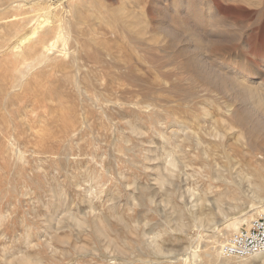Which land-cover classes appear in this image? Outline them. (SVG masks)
Wrapping results in <instances>:
<instances>
[{
  "label": "rangeland",
  "instance_id": "374dc122",
  "mask_svg": "<svg viewBox=\"0 0 264 264\" xmlns=\"http://www.w3.org/2000/svg\"><path fill=\"white\" fill-rule=\"evenodd\" d=\"M121 2L119 0H101V2L100 0H18L19 6L6 10V13H1L0 11V41L4 42L2 56L0 55V74L1 76L4 75L2 82L3 92L7 94L4 99L7 100L8 97H14L15 102L25 108L23 117L33 123V131L48 127L47 123H50V129L54 131L52 128L61 124V119L64 116L69 117L58 109V105L61 103L74 107L75 112L70 117L73 116L75 120L85 112L90 118L89 125L86 124L85 129L88 132L89 130L92 131V133L83 135V139L87 141L81 143V148H77L76 145L79 140L77 135L79 129L70 133L75 134L72 136L71 142L73 150L68 154V157L72 161L73 159L77 161L86 159L89 161L87 164L84 162L79 165L83 167L76 171L78 173L76 183H72L70 178L67 177L68 174L62 171L65 164L59 167L54 165L48 171L50 174L54 173L53 175L48 174L47 179H49L51 188H54L55 195L58 196L57 193L61 195L64 192L67 198H63L65 203L62 207H59L60 209L55 205V207L50 206L49 199L53 197L45 196L44 190L47 188L44 182L45 179L40 175H34L32 166L36 163L28 159L27 156L30 153H25L27 158L19 161L23 172L33 176L25 181L29 188V195L26 196V199L31 201L40 197L42 200L33 203L38 212L34 220L29 216L27 207L23 204L16 213L19 221L16 220L13 225H5V228H1L0 251H5V257L8 256L7 258L9 259L16 254L27 251L33 255L40 256L48 264H54L48 261V252L43 246L31 249L27 239H30L35 244L43 242V239L50 240L49 236H52V234L48 235L49 233L46 234V231L51 233L52 228L49 226L62 217L61 226L64 230L59 228L57 230L58 238H51L50 240L53 248L59 252L62 250L61 253L66 252L64 263L61 264H102L105 258L103 256L104 243L91 228L88 227L89 229L84 233L85 229L76 225L71 220L73 219L71 216L83 217V213L88 212L91 207H93L94 211H99V213L101 211L107 215L110 211L108 206L112 202L110 201L111 198L120 197L119 199L123 203L121 206H126L134 202L133 197L136 194L135 197L143 199L141 202L144 204L140 206V202L139 205L134 207L132 215L130 214V216L123 218V221L111 220L110 225H106L111 234L110 236L116 238L125 248L128 247L130 249L131 253L125 259L126 261L118 259L120 264H184L182 259L188 255L191 245V248L196 247L198 254L202 256L205 247L214 239L222 241L221 244L225 241L227 237L225 238L224 233L226 229L230 230L229 225L235 217L242 213H247L246 215L248 216L252 214L250 217L257 216L250 211L251 199L249 196L252 194L249 192V187L243 183L242 177L234 174L231 179L238 185L223 181L212 182L216 186L213 188V193H215L213 196H216L219 192L222 194L221 204L227 210L228 216L223 217L216 209L208 206L207 211L211 212L213 220L205 222L204 225L194 223L191 209L182 202V198H179L181 187L175 189L174 186L170 185L174 192L172 195H164L169 184L167 183L166 187L159 188L154 178L155 172L161 170L160 166V169L155 171V164L160 160L162 163V156H165L162 147L175 145L177 140L184 138L183 134L185 132L192 133L194 140L198 135L201 143L205 145L214 144L218 141L217 138L206 132L218 131L223 133L225 134L224 142L228 154L235 156V147L241 145L238 134L240 131H246L250 125L244 124V121L243 123L241 122L245 115H242L239 103L231 100V94L224 90L222 83L217 82L208 72V69L211 68L219 77L230 78L242 84L255 87L257 90L255 98L264 100V0H148V14H146L144 20H148L149 23L146 22L149 24V28L145 35L140 36L130 32L124 26L123 21L115 16V11L118 10L120 5L129 11L131 9L134 13H140L141 11L137 5L139 6L142 0L134 1L133 3ZM3 4L1 0L0 7ZM74 6L85 17L84 21L79 22L83 23L84 26L79 23L76 25V28L80 30L79 34L73 33L75 36L77 35L79 44L73 43L71 38L67 42L59 41L56 43L52 53L49 54V57L41 61H35L31 57L32 55H25L24 57V53H22L23 55L21 54L22 45L23 49L27 45H33L32 42L34 43L35 39L19 45L18 39L20 36L29 34L33 27L46 17H49L50 25H58L62 22V26L65 28L63 33H68V23L65 19L68 18L69 22L72 21L71 23L78 21L76 15L72 14ZM66 14L68 15L66 16ZM2 16H8V19L6 18L7 21L18 22L22 25V29L16 36L6 35L7 30L1 24ZM166 26L169 27L166 28ZM162 28L163 32L161 31ZM191 34H197L206 42L204 50H194L195 52L191 49L189 51L186 50L190 46L189 43H192L190 41ZM90 36L96 39V43L88 40ZM175 50H177L176 53ZM54 51L58 53H54ZM187 59L192 60V62L189 63ZM120 82L122 85H120ZM115 102L119 104L116 105ZM136 102L139 103V106L149 105V111H144L134 106ZM229 107H231L230 111L228 110ZM233 111H237V115L233 114ZM123 113L127 117H124ZM221 121L224 123H221ZM161 123L163 126H160ZM77 124L81 126L79 123ZM131 125L136 128L140 126L141 129L139 127L137 129L141 134L132 133ZM229 125L234 126L233 130L226 129ZM173 130L175 131L173 132ZM5 133L6 136L13 135L11 131ZM17 134L21 147L26 139L23 133ZM54 135H57V132L54 131ZM172 136L174 137L172 138ZM151 139L154 140L152 141ZM163 140L168 142L165 141V143ZM156 141H158V145ZM153 142L155 143L153 144ZM258 142L264 145V139L261 138ZM191 144L187 143V145ZM132 145H135L134 149H132ZM149 146L156 148V151L152 153L154 156L152 160L145 159L143 156V151H146ZM244 150L251 149L244 144ZM160 151V156H158ZM91 157L94 158L96 164H94L95 162ZM217 159L220 163L225 162L223 158L219 157ZM99 162L104 163L103 170L100 169ZM192 163L195 167H199L201 164L198 158L192 160ZM45 166L48 169L46 164ZM225 176L228 175L226 174ZM194 178L190 180L191 183L196 180L203 189L208 187L209 179L198 176H194ZM254 178L257 179L256 176H253L252 179ZM125 185L127 186L125 187ZM18 186L20 187V185ZM7 189V185L0 183V191L4 190L6 192ZM236 191L239 193L238 198L233 200L232 196ZM130 195L133 197H129ZM261 195L264 198V190ZM86 197H89L91 201L93 200L89 203L90 205L84 201ZM56 198L54 199L57 201ZM130 198L132 201L129 202ZM10 200L15 201V198L12 197ZM171 204L176 208H173ZM164 205L167 207L164 208ZM174 210L177 213H172ZM54 211L56 215L52 218L51 214ZM67 212H71L69 213L70 216ZM78 212L83 213L79 214ZM44 214H48L49 217H45ZM171 214L173 215L171 216ZM48 218H50L52 224L50 221L48 222ZM144 220L145 222H143ZM44 221L51 225L45 224ZM175 221L178 224L183 223L184 228L177 227ZM21 222L26 224L27 228L23 227ZM124 222L132 227V235L127 230L126 225L124 226ZM246 224L244 223L241 227ZM144 230L148 231L147 234L150 237ZM141 231L145 233L146 237L142 236ZM233 231L235 230L227 232L228 237ZM25 233L28 234L27 241H24ZM155 233L157 236H155ZM10 236H12V239ZM16 238L18 239L16 240ZM154 238H157L156 241L162 246L161 249L166 251L164 254L158 255L149 247L150 239L153 240ZM122 239L125 240V244ZM72 245L74 246L72 247ZM75 246L86 247L85 249L77 248V250L74 249ZM118 257L122 258L123 256L119 254ZM174 258L175 260L173 261ZM238 260L242 259H228L223 264H239ZM250 263L252 264V261L248 259L244 264ZM0 264L6 263L5 261H0ZM201 264L215 263L208 261Z\"/></svg>",
  "mask_w": 264,
  "mask_h": 264
},
{
  "label": "bare ground",
  "instance_id": "6f19581e",
  "mask_svg": "<svg viewBox=\"0 0 264 264\" xmlns=\"http://www.w3.org/2000/svg\"><path fill=\"white\" fill-rule=\"evenodd\" d=\"M2 1H3L4 4H3L2 7H0L1 13H4V12L6 13L7 12L6 10L13 9L16 6H19L18 5V0H2ZM104 1H107V0H104ZM119 1L120 2L121 1H127L128 3H133L134 1L137 2L138 0H119ZM100 2H101V0H100ZM147 3H148V0H142V2L140 3V5L139 6L137 5L138 9L141 11L140 13H136V12L134 13L131 9L129 11L126 8H124L123 6H120V5L118 6V4H119L118 3L117 4L118 10L115 11V13H116L115 16L117 18H119L120 20L123 21L124 26H126L130 30V32L135 33V34H137L139 36L140 35H145L147 33L148 28H149V24H148L149 22H148V20H146L148 23L144 20L146 14H148ZM131 5H133V4H131ZM75 8H76V6H74V10L72 11V14L73 15H76L78 21H76L75 23H71L72 21L69 22L70 20L68 18L65 19V21L68 23L67 24L68 31H69L68 33H66V32L63 33V30L65 28H63V26H62V22L59 23L58 25H52V24L50 25L51 21L49 20V17H46L44 20H41V21L39 20L40 22H38L37 25L33 27V29L31 30V32L29 34H27V35L24 34L23 36H20V38L18 39L19 45H22L23 43H26V42H28L31 39H35L34 43L32 42L33 45H27L24 49H23V45H22V50L20 51L21 54L24 53V57H25V55H30V56L32 55L31 57L35 61H38V60L41 61V60H46V58L49 57V54L52 53L53 49L55 48L56 43L59 42V41H64V42L66 41L67 42L68 39L71 38V41L73 43L79 44V40L77 38V35L75 36L73 33L79 34L80 30L76 28V25L80 21H84L85 20V17L82 14L79 13V11H78L77 8L76 9ZM93 9H94V7H93ZM135 10H137V9H135ZM67 15L68 14H66V16ZM7 17L8 16H2L1 17V20H2V23L1 24H2L3 28H6V30H7L6 35L7 36H11V35H15L16 36L17 33L22 29V25L20 23H18V22L7 21L6 20ZM60 18H62V17H60ZM10 19H12V18H10ZM79 24L83 25V23H79ZM167 27H169V26H166V28ZM76 30H78V31H76ZM161 31L162 32L164 31L163 28H162ZM88 32L90 33V31H88ZM120 35H121V33H120ZM94 36H96V35H94ZM83 37H85V36H83ZM88 40L90 42H92V43H96V39L94 37H91L90 36L88 38ZM111 41H112V39H111ZM190 41L192 43L191 44L189 43L190 46L188 45L189 47L186 48V50H188V51L190 49L193 50V51L194 50L201 51V50H204L206 48V42H204V40L201 39L197 34L196 35L195 34H191L190 35ZM3 44H4V42L0 41V55L2 53ZM61 44H62V42H61ZM170 44H171V42H170ZM208 48H209V46H208ZM176 51L177 50H175V53H176ZM207 51H209V50H207ZM55 52H57V51H54V53ZM202 56H204V55H202ZM188 62L190 63V62H192V60H188ZM186 64H187V62H186ZM201 66H202V64H201ZM203 70H205V69H203ZM116 71H118V70H116ZM208 72L213 76V78H215V80L217 82L222 83V86H223L224 90H226L227 92H229L231 94V97H230L231 100L232 101H236V102L239 103L238 105H240V107H241V113H242V115L243 114L245 115V116H243V118L241 116V118L243 119V120L241 119V122L243 123V121H244V124L247 123V124L250 125V126L247 127V130L246 131H244V132L240 131V133L238 134L239 140L241 142V145L235 147V149H236L235 156H238V157H235L232 154H228V151L226 150L225 142H224L225 141V139H224L225 138V134H223V133H220L218 131L206 132L209 135H213V137L214 138H217L218 141H217V143H214V144H209L208 145L206 143L207 145H205V144L201 143V141L199 140L200 138H199L198 135L196 136V138L194 140L192 133H186L185 132V134H183L184 135V138L182 140H177L176 143H175V145H168V147H164V146L162 147L163 148L162 151L164 152L165 156L164 157L162 156V159H163L162 163L160 162L161 161L160 160L159 162H157L155 164V171H158L160 169V166H161V170H159V172H155L156 174H155V178H154V181L157 184V187H159V188H162L167 183L169 184V187L167 186V189H166L164 195H172V193L174 192V190L172 188H170V185L174 186L175 189L181 187L180 188V193H179V198L180 199L182 198L183 199L182 202L184 204H187L188 205V208L191 209V216L193 218V221H194V223L199 224V225H204L205 222L207 223L208 221H210V220L212 221L213 220V218L211 217V212L207 211V207L208 206H211L213 209H216V211L219 214H221L223 217H227L228 216L227 210H225L222 207V204H221V200L223 199V198L221 199L222 194L219 192V193H217L216 196H213V194H215V193H213V188L216 187V186H214L215 184H213L212 182H218V181L221 182V181H223V182L229 183V184H232V183H235L236 184V182H234L231 179V177H232L233 174L236 175V176L242 177L243 178V181H244L243 183L247 184L246 186L249 187V192H250V194H252L251 196H249L250 199H251V201H250L251 205L249 206L250 207V211H252L253 214H256L258 216L264 210V198L261 195L262 191L264 190V175H263V173H264V145H263V143L261 144V143L258 142V140H260L261 138L264 139V100L263 99H260V98H255V96H257L256 95L257 90H256L255 87L250 86V85H247V84H244V83L242 84V83H240V82H238L236 80H231L230 78L229 79L228 78L225 79V78L219 77V76H217V74L215 73V71L213 72V70H211V68L208 69ZM27 75H28V73H27ZM202 78H204V77H202ZM3 79H4V75L1 76V74H0V173H1L0 175L2 177L0 179V183L2 185H4V184L7 185L8 186V189L6 190V192L4 190L0 191V230H1V228H5V225H13L14 223H16V220L19 221L16 213H17L18 209L20 208V206L23 205V204L25 205V207H27L29 216H31L33 218V220H34V218L37 216V213L38 212L36 211V208L33 205V203L36 202V201L42 200L40 197H37L36 199L31 200V201H29V200L26 199V196L29 195V193H28L29 192V188L25 184V181L28 180V179H31L33 176L27 175L26 173L23 172L19 161L20 160H25L27 157H28V159H30L32 161H35L36 164H34V166H32V168L34 169V175H40V176H42L45 179L44 182L46 183L45 186L47 187L46 190H44L45 191V196H48L49 198L50 197H53V198H50L49 199L50 202L48 201L49 204H50V206H54L55 205V206H58V208L59 207H62L64 205V203H65L64 200H63V198L64 197L66 198V196H65L64 192L61 195H60V193H57V195L59 197L55 195L56 192H55L54 188H51V186L49 185V179H47V175L50 174L48 171L54 165H55V167H59L60 165L65 164L64 167H63V169H62V171L64 173H67L68 174L67 177L70 178V180H71L72 183H76V176L78 175V173H76V171H77V169H79V168L82 169V167H83V166L81 167L79 165L83 164L84 162H86V164H87L89 161H87L86 159H79V161L73 159V161H72L70 159V157H68V154H70L72 152V150H73V145L71 144V142H72V136L75 134V133H73V134H70V133H72L74 131H77L79 129V132L77 133V135L79 136L78 143L76 144L77 145V148H81V145H82L81 143L87 141V140H84L83 139L84 138L83 135L92 133L91 130H89V132H88V130L86 131V129H85V125L89 123V119H90L89 116L84 112V113H82L80 115V117L78 119L75 120V119H73V116L70 117V115H73L74 112H75L74 107H72L70 105H63L62 103L58 105V107H59L58 109L61 110L62 113L64 112L65 114H67L66 116H69V117H65L64 116L61 119V124H58L57 126H55V128L54 127L52 128L55 132H57V135H54V131H51L50 126H49L50 123H47L48 124V127H46V128L45 127H42V129H40L38 131L37 130H34L33 131V123L29 122L27 119H25L23 117V113H25V108L24 107H21L17 102H15V100L13 99L14 97H8L7 100L4 99V96L7 95V94L5 92H3V90H4L3 89V83H2L3 82ZM11 79H12V77H11ZM207 79H206V81L209 82ZM213 84H215V83H213ZM254 84H252V85H254ZM120 85H122V83ZM257 85H258V83H257ZM52 86H53V84H52ZM127 88H128V86H127ZM101 89H103V88H101ZM260 89H262V88H260ZM68 92H70V91H68ZM87 95L89 96V94H87ZM55 96H56V94H55ZM137 96H138V94H137ZM227 97H229V96H227ZM58 99H57V101H58ZM212 102H210V103H212ZM115 104L117 105L119 103H116L115 102ZM134 106H137L138 108H141L144 111H149L148 110L149 105H147V104L144 105V106H139V103L136 102L134 104ZM199 107H202V106H199ZM230 108L231 107H229V109H228L229 111H230ZM229 111H228V113H229ZM106 114H108V113H106ZM233 114L237 115V111H233ZM123 115H124V117H127V116H125L126 114L123 113ZM213 118H214V116H213ZM191 119L193 120V118H191ZM38 121H40V120H38ZM190 122H192V121H190ZM77 123H79L81 126H79ZM221 123H224V122L221 121ZM168 124H170V123H168ZM34 125H36V124H34ZM88 125H87V127L90 128V126H88ZM136 125H139V124H136ZM174 125H175V123H174ZM160 126H163L162 123L160 124ZM186 126H188V125H186ZM138 127L140 128V126H138ZM233 127L234 126L229 125V126L226 127V129H228V130L231 131V130H233ZM137 128L135 126H132L131 127V132L134 133V134H136V135H139L141 133L139 132V130ZM221 128H220V130H221ZM123 129H122V131H123ZM10 131L13 133V135L12 136L11 135L10 136H6V133L5 132H10ZM174 131L175 130H173V132ZM212 132H214V133H212ZM17 133H23V135H24V137L26 139L25 143L21 147H20V144L21 143H20V140L18 138V134ZM15 136H17V137H15ZM173 137L174 136H172V138ZM179 137H181V136H179ZM128 140H130V139H128ZM157 142L158 141H156V144L158 145ZM166 142H168V141H166ZM154 143L155 142H153V144ZM187 143H192V144L191 145H187ZM153 144H151V145H153ZM244 144L248 145L249 149H251V150H244ZM159 146H160V144H159ZM186 146H187V148H186ZM134 147H135V145H132V149H134ZM151 147H153V146H149V148H147L146 151H143V156H144L145 159H148V160L149 159L150 160L153 159L154 156H153L152 153L154 151H156V148L154 149V148H151ZM27 152H29L30 154L26 157L25 153H27ZM159 153H161V151L158 152V154ZM78 155L81 156L80 153H78ZM158 156H160V154ZM124 157H126V156H124ZM219 157L220 158H223V160L225 159V162L224 163H220L218 161V159H217ZM91 158L94 161V158L93 157H91ZM196 158H198L200 160V163L201 164H200L199 167H195L193 165V163H192V160H195ZM100 159H101V157H100ZM94 162H95L94 164H96V161H94ZM45 164L47 165V168L48 169L45 168L46 167ZM66 166H67V168H66ZM84 167H85V165H84ZM99 167H100L101 170H103L104 163L101 162L99 164ZM248 170H250V171L248 172ZM53 174L54 173H51L50 175H53ZM226 174L228 176H225ZM194 176L205 177V178L209 179V181H208V187L205 188V189H203L201 187V185L199 183H197L196 180H195V182L193 180L192 183H191L190 180L195 179ZM253 176H256L257 179H255V178L252 179ZM152 177H153V175H152ZM84 179H86V178H84ZM176 179H178V181H176ZM21 181H24V182H21ZM134 182H136V181H134ZM86 183H87V181H86ZM178 184H179V186H177ZM18 185H20V187ZM128 185H130V184H128ZM136 185L138 186V184H136ZM236 185H238V183ZM126 186L127 185H125V187ZM184 186H186V187L183 188ZM141 187H142V185H141ZM79 188H81V187H79ZM66 192H67V190H66ZM111 192H112V190H111ZM112 193H114V192H112ZM208 194H210V195H208ZM238 194L239 193L237 191L235 193H233L232 199L233 200H236L238 198ZM54 195H55V197H54ZM138 195H140V194H138ZM85 196H84V198H85ZM135 196H136V194H135ZM12 197L15 198V201H11L10 200ZM56 197H58V198H56ZM129 197H133V196L130 195ZM134 197H133V199H134L133 201L134 202L133 203H129L126 206H121L123 203L121 202V199H119L120 197L119 198H114V199L110 197L111 198L110 201H112V202H110L111 204L108 206L110 208V211L108 212L107 215L106 214H103L101 211H100V213H99V211L98 212L97 211H94L93 207L90 206L91 208L88 210V212H86V213H83L82 212L84 214L83 217L77 218L74 215L71 216V218H73L71 220H73V222L76 225H78L79 227H83L85 229L84 230V233L89 228H91L97 234V236H99L100 240H102V242L104 243V248H103L104 255L103 256L105 258L103 259L102 264H120V262L118 261V259H122L123 261H126L125 259H127L130 256V253H131L130 252V249L128 247L125 248L123 246V244L122 245L120 244L121 242L119 243V241L116 238L110 236L111 234L109 233V230L107 229L106 225L109 226L110 223H111V220H113V221H123V218H125L127 216H130V214L132 215V213L134 212V207H136L137 205H139V203L143 200V199H139L138 197H135V198ZM30 198H31V196H30ZM54 198H56L57 201ZM143 198H144V196H143ZM126 199H128V198H126ZM126 199H125V201H126ZM160 199H162V198H160ZM163 199H165V198H163ZM51 200H53V201H51ZM227 200H229V199H227ZM84 201L88 202L87 204L90 205L89 203L92 202L93 200L91 201V199L89 197H86V199ZM130 201H132L131 198H130L129 202ZM28 203H29V205H28ZM56 204H58V205H56ZM81 204H83V203L81 202ZM142 204H143V202L140 203V206ZM172 204H171V206H172ZM44 206H46V205H44ZM101 206H102V204H101ZM142 207H144V206H142ZM165 207H167V206L164 205V208ZM63 208H65V207H63ZM164 208H162V209H164ZM173 208H176V207L174 206ZM83 210H84V208H83ZM170 210L173 211V209H171V208H170ZM231 210H232V208H231ZM79 211H81V210H79ZM95 212H97V213H95ZM69 213H71V212H69ZM82 213H79V214H82ZM172 213H177V211L175 212V210H174V212H172ZM150 214H151V212H150ZM246 214L247 213H242V214H240L239 216H237V217H235L233 219V221L229 225L230 230H227L226 229V231L224 233L225 238L227 237L225 239V241L228 239V235H227L228 233L227 232H231L232 230H235L236 231L244 223H249L255 217H257V216L250 217V215H252V214H249V216L246 215ZM47 215L48 214H44L45 217H49V215L48 216ZM54 215H56L55 214V211L51 214L52 218H54ZM57 215L59 216V214H57ZM172 215L173 214H171V216ZM69 216H70V214H69ZM42 218H44V217H42ZM56 218H58V217H56ZM47 220L49 222L50 221V218H48ZM135 220L138 221V219H136V218H135ZM143 222H145V220ZM47 223L45 222V224H47ZM50 223H51V221H50ZM50 223H48V224L51 225L52 223L51 224ZM74 223H73V226H74ZM21 224L23 225V227H26L27 228V225L26 224H23V222H21ZM61 224H62V217L57 222H55L53 225L49 226V227L52 228V232L51 233L50 232H47L45 230L46 231V234L47 233H49L48 235H51L52 234V236H49L50 237V240H51V238H55V239L58 238V234H57L58 231L57 230H59V228H62V230H64L63 227L61 226ZM125 225L127 227V230L132 235V231H133L132 227H130L129 225H127V223H125L124 226ZM176 226L177 227H182V229L184 228L183 227L184 226L183 223L178 224L176 222ZM144 227H147V226H144ZM44 228L46 229V227H44ZM108 228H110V227H108ZM47 229H49V228H47ZM25 231H26V229H25ZM43 231H40V232H43ZM145 232H146V234L148 233V231H145ZM141 233H142V236L146 237V235H145L144 232L141 231ZM25 234H26V237H25V240L24 241L29 240L27 242H28V244H30L31 249L34 248V247L35 248L36 247L39 248V247H42L43 246L47 250V252H48L47 254H48V259H49L48 261L49 262H52L54 264L64 263L63 261L65 260V257H66L65 256V253L66 252L65 253L64 252L61 253L62 250L60 252L57 251L55 248H53V245H52V243H51L50 240L43 239L42 240L43 242H39V243H36L35 244V243L31 242L30 239H27V235L28 234L27 233H25ZM35 234L37 235V233H35ZM0 235H1V232H0ZM2 235H3V233H2ZM148 236L150 237V235H148ZM155 236H157L156 233H155ZM4 237H5V235H4ZM10 237L12 239V236H10ZM60 237H59V239H60ZM17 239L18 238H16V240ZM147 239H149V238H147ZM151 239H152V237H151ZM151 239L149 241V247L152 248L153 252L156 253V254H158V255L164 254V252H166V251H163L161 249L162 246H160V244L156 241L157 238L156 239L154 238L155 240L154 239L151 240ZM9 240H10V238H9ZM68 240H69V238H68ZM76 240H77V238H76ZM6 242H7V240H6ZM122 242L125 244V240L124 239H122ZM221 242L222 241H219L218 239H214L213 241H211L210 244L205 247L204 253H203L202 256H200L198 254V250L196 249V247L194 246L195 248H191V246H192L191 245L189 247L190 249L188 251V255L185 258L182 259L184 261V264H199V263L201 264L202 262H208V261H213L215 264H223V263H225L226 261H228V259L224 258L221 255V252H220ZM12 243H13V241H12ZM62 243H63V240H62ZM19 246H20V244H19ZM73 246L74 245H72V247ZM85 247H77V246H75L74 249H77V248H79V249L80 248L81 249H85ZM187 247H186V249H187ZM202 248H203V245H202ZM11 250H13V249H11ZM96 253H97V251H96ZM5 254H6L5 251H2V252L0 251V261H5L6 264H48L40 256L33 255L31 253H28L27 251L21 252L20 254H16L11 259L7 258L8 256L5 257ZM119 254H121L123 257L122 258H119L118 257ZM6 258H7V260H6ZM106 258H110V259H106ZM179 259H180V257H179ZM230 259H232V258H229V260ZM237 259H242V260H238V263L239 264H244L245 261H247L248 259H250V261H252V264H264V254L263 253H256V254L252 255L251 257H248V258H237ZM174 260H175V258L173 259V261ZM153 264H155V263H153Z\"/></svg>",
  "mask_w": 264,
  "mask_h": 264
},
{
  "label": "built area",
  "instance_id": "2783aa9c",
  "mask_svg": "<svg viewBox=\"0 0 264 264\" xmlns=\"http://www.w3.org/2000/svg\"><path fill=\"white\" fill-rule=\"evenodd\" d=\"M221 255L226 258H248L264 254V211L245 226L240 227L221 244Z\"/></svg>",
  "mask_w": 264,
  "mask_h": 264
}]
</instances>
